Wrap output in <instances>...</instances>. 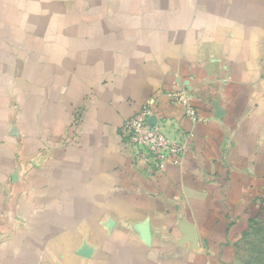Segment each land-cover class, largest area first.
I'll use <instances>...</instances> for the list:
<instances>
[{"label":"crops","instance_id":"0c3cea01","mask_svg":"<svg viewBox=\"0 0 264 264\" xmlns=\"http://www.w3.org/2000/svg\"><path fill=\"white\" fill-rule=\"evenodd\" d=\"M149 102L187 142L158 174L121 132ZM256 226L264 0H0V264H240Z\"/></svg>","mask_w":264,"mask_h":264},{"label":"built area","instance_id":"2783aa9c","mask_svg":"<svg viewBox=\"0 0 264 264\" xmlns=\"http://www.w3.org/2000/svg\"><path fill=\"white\" fill-rule=\"evenodd\" d=\"M165 94L173 104L182 106L189 118L202 119L188 90H169ZM154 116V108L149 102L139 114L124 122L121 132L137 159L143 161L152 174H158L166 169L170 159L178 161L187 149V142L184 137L172 139L166 131V120L153 121Z\"/></svg>","mask_w":264,"mask_h":264},{"label":"rangeland","instance_id":"374dc122","mask_svg":"<svg viewBox=\"0 0 264 264\" xmlns=\"http://www.w3.org/2000/svg\"><path fill=\"white\" fill-rule=\"evenodd\" d=\"M248 233L244 234L240 241V264H251L254 261L251 258V244L258 250L257 264H264V226L251 227L250 235H247Z\"/></svg>","mask_w":264,"mask_h":264},{"label":"water","instance_id":"95a60500","mask_svg":"<svg viewBox=\"0 0 264 264\" xmlns=\"http://www.w3.org/2000/svg\"><path fill=\"white\" fill-rule=\"evenodd\" d=\"M152 120H153V118H152Z\"/></svg>","mask_w":264,"mask_h":264}]
</instances>
